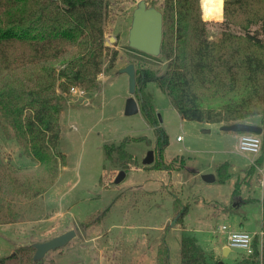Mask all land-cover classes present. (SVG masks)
I'll return each mask as SVG.
<instances>
[{"label":"rangeland","instance_id":"1","mask_svg":"<svg viewBox=\"0 0 264 264\" xmlns=\"http://www.w3.org/2000/svg\"><path fill=\"white\" fill-rule=\"evenodd\" d=\"M138 1L109 0L105 41H110L108 47L117 52V58L111 70L99 74L96 91L70 90L61 112L58 147L67 164L59 165L58 177L43 193L30 197L16 192L10 184L8 174L31 176L39 163L16 141L13 130L6 129L0 115V174L5 176L0 179V264H21V247L71 229L76 235L48 251L42 264H158L160 250H168L171 264H179L183 236L196 237L211 264H235L245 252L234 248L229 255L224 254L227 230L222 231L221 225L260 235L264 164L258 165L255 159L247 166L263 152H240L239 133L221 130L218 124L205 128L208 132L204 133V123L183 119L153 82L144 90L168 136L163 156L166 161L173 160V169L181 170L168 173L143 166L150 149L158 159L157 141L162 130L148 123L140 112L125 114L129 77L121 69L132 63L136 76L140 65L162 73L166 61L161 54L151 59L128 45ZM162 3L157 0L161 10ZM217 4L206 12L200 0L211 38L220 35L224 20V9L221 15L211 13ZM233 30L241 31L237 27ZM136 90L134 97L139 101L141 92ZM179 135L182 140H177ZM123 140L134 156L126 171L122 163L107 158L104 147ZM224 162L230 174L226 181L203 179L204 174L216 173ZM120 170L126 176L116 183ZM237 194L243 201L236 202ZM185 206L189 211L180 220L177 211Z\"/></svg>","mask_w":264,"mask_h":264},{"label":"trees","instance_id":"2","mask_svg":"<svg viewBox=\"0 0 264 264\" xmlns=\"http://www.w3.org/2000/svg\"><path fill=\"white\" fill-rule=\"evenodd\" d=\"M223 1L217 0L211 11L221 15L224 9L221 33L211 38L200 0H163L165 70L140 65L136 76L140 113L160 131L156 106L144 90L151 82L183 119L218 125L251 122L264 128V0H225L224 8ZM109 5V0H0V115L39 163L31 176L8 174L16 192L30 197L43 193L54 184L59 165L67 164L58 149L67 96L72 87L96 91L99 74L111 70L117 58L105 45ZM157 142L158 159L143 166L173 169V160L163 156L169 143L163 130ZM125 145L123 140L104 147L107 158L122 163L126 171L134 156ZM256 161L261 165L263 155ZM226 168L228 163L216 168L221 182L230 177ZM187 211V206L178 209V219ZM262 220L264 231V211ZM180 246L179 264H211L196 237L183 236ZM18 251L21 264H42V259L34 261L32 246ZM158 264H171L168 250L159 251ZM235 264H264V238L261 242L255 235L253 252Z\"/></svg>","mask_w":264,"mask_h":264},{"label":"water","instance_id":"3","mask_svg":"<svg viewBox=\"0 0 264 264\" xmlns=\"http://www.w3.org/2000/svg\"><path fill=\"white\" fill-rule=\"evenodd\" d=\"M225 0L223 1L224 8ZM163 12L156 5H151L148 0H139L132 12L131 26L128 30V45L131 48L142 51L152 56L161 54V45L163 39ZM112 39V38H111ZM110 41L106 40L105 45L109 46ZM128 74L129 77V92L130 96L126 100L125 114L133 115L140 112V106L137 99L134 97L136 90V71L134 64H129L121 69ZM221 130H229L238 133L250 132L264 136V128L258 124L251 122H235L232 124L221 125ZM155 162L154 150L150 149L145 158L143 165H152ZM126 176L124 170H120L116 176L115 182L119 183ZM205 181H213L215 176L213 173L203 175ZM76 235V230L71 229L60 235H57L49 240L35 242L32 246L35 248L33 255L34 261L41 260L45 254L53 249L65 245ZM231 249L225 246L224 254L227 255Z\"/></svg>","mask_w":264,"mask_h":264},{"label":"built area","instance_id":"4","mask_svg":"<svg viewBox=\"0 0 264 264\" xmlns=\"http://www.w3.org/2000/svg\"><path fill=\"white\" fill-rule=\"evenodd\" d=\"M77 87H72L74 91ZM178 140H182L181 135L177 137ZM263 137L262 135L250 132L240 133L238 137V149L242 153H259L262 149ZM222 231L227 230V246L232 249H241L246 254L253 252V239L254 235L246 230H231L227 225H222L220 228Z\"/></svg>","mask_w":264,"mask_h":264},{"label":"crops","instance_id":"5","mask_svg":"<svg viewBox=\"0 0 264 264\" xmlns=\"http://www.w3.org/2000/svg\"><path fill=\"white\" fill-rule=\"evenodd\" d=\"M213 124H210V123H204V125H203V127H204V130H203V132L205 133V132H208L205 128H208V127H211ZM239 135H240V133L238 134V137H239ZM263 137V136H262ZM178 140V139H177ZM262 152H263V164H264V148L261 150ZM155 154V153H154ZM255 159L257 160L258 158H252V160H251V164L249 165V166H247V167H250L252 164H253V162L255 161ZM167 161H170V160H167ZM231 164V163H230ZM233 164V163H232ZM232 164H231V166H232ZM147 169V168H146ZM164 170H166V172H168V173H173V172H175V171H177V172H180L179 170H181L180 168H178L177 167V170L176 169H164ZM214 174V176H215V179L213 180V181H215L216 180V178H218V176H217V172L216 173H213ZM263 180H264V177H263ZM213 181H210V182H213ZM172 183V182H171ZM264 190V189H263ZM264 194V193H263ZM263 194H262V196H263ZM235 199H236V202L237 201H240V200H242L243 201V199L244 198H240L239 196H238V194L234 197ZM235 202V206H237V203ZM241 203V202H240ZM190 208V207H189ZM189 211V210H188ZM187 211V212H188ZM186 212V213H187ZM262 214H263V212H262ZM179 216V215H178ZM223 225H225V224H223ZM261 225H263V220L261 219ZM222 226V225H221ZM228 227V226H227ZM231 230H240V229H231ZM242 230H245V229H242ZM247 231V230H246ZM249 232V231H248ZM251 234H253L254 236L255 235H258V233H251ZM260 235V238H261V242H262V240H263V238H264V231L262 230V228H261V231H260V233H259ZM225 246H227V242L226 243H224L223 245H222V248L224 249L225 248ZM230 252H231V250L228 252V254L227 255H229L230 254Z\"/></svg>","mask_w":264,"mask_h":264},{"label":"bare ground","instance_id":"6","mask_svg":"<svg viewBox=\"0 0 264 264\" xmlns=\"http://www.w3.org/2000/svg\"><path fill=\"white\" fill-rule=\"evenodd\" d=\"M214 3L217 4L214 0H202L203 9L207 12Z\"/></svg>","mask_w":264,"mask_h":264},{"label":"flooded vegetation","instance_id":"7","mask_svg":"<svg viewBox=\"0 0 264 264\" xmlns=\"http://www.w3.org/2000/svg\"><path fill=\"white\" fill-rule=\"evenodd\" d=\"M149 1V0H148Z\"/></svg>","mask_w":264,"mask_h":264}]
</instances>
